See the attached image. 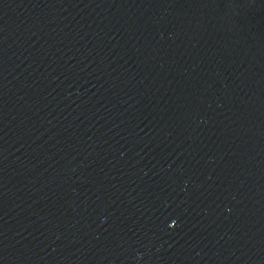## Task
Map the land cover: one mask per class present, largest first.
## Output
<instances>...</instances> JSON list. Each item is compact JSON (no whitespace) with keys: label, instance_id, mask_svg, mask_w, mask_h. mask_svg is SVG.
<instances>
[{"label":"water","instance_id":"1","mask_svg":"<svg viewBox=\"0 0 264 264\" xmlns=\"http://www.w3.org/2000/svg\"><path fill=\"white\" fill-rule=\"evenodd\" d=\"M0 264H264V0H0Z\"/></svg>","mask_w":264,"mask_h":264}]
</instances>
